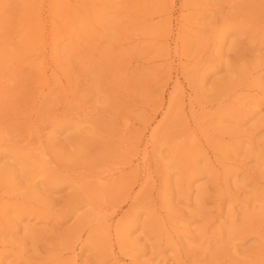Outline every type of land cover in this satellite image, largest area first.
Segmentation results:
<instances>
[{
	"label": "rangeland",
	"instance_id": "1",
	"mask_svg": "<svg viewBox=\"0 0 264 264\" xmlns=\"http://www.w3.org/2000/svg\"><path fill=\"white\" fill-rule=\"evenodd\" d=\"M47 4L0 0V264H264V0Z\"/></svg>",
	"mask_w": 264,
	"mask_h": 264
},
{
	"label": "bare ground",
	"instance_id": "2",
	"mask_svg": "<svg viewBox=\"0 0 264 264\" xmlns=\"http://www.w3.org/2000/svg\"><path fill=\"white\" fill-rule=\"evenodd\" d=\"M55 1L56 0H47V5H48V10L50 11V10H52V12L54 11V4H55ZM43 28V30L45 31L46 30V27L44 26V27H42ZM45 33H46V31H45ZM53 74H54V70H53ZM185 142H191V143H196V144H198V139H197V136H196V134L194 135L193 134V132H191L187 137H184V139H182L181 140V146H183V144H185ZM144 148L146 149V146H144ZM34 150H39V147H36V148H34ZM12 157L14 158V159H17V161H18V164L22 167V169L27 173V175H29V176H31V174H32V171H28L27 170V164H26V161H25V159L24 158H19L18 157V155H16V154H13L12 155ZM143 158H145V157H143ZM9 168V167H8ZM11 168V167H10ZM7 170V169H6ZM116 175V173L115 172H112V173H110L109 174V176H111V177H113V176H115ZM143 188V187H142ZM139 195V192L136 194V196H138ZM11 200V198L10 197H4L3 196V193H0V203H2L4 200ZM131 199V194H128L127 195V197H126V201H128V200H130ZM158 218V217H157ZM158 219H160L161 220V222H163V220H162V218L161 217H159ZM162 229V231H163V233H168V227H159V229ZM152 230H155V227H152L151 228ZM121 234V232L119 231V235ZM127 236H129V233L128 232H125L124 233V237H126L127 238ZM125 239V238H124ZM170 241H172V237L170 238Z\"/></svg>",
	"mask_w": 264,
	"mask_h": 264
}]
</instances>
